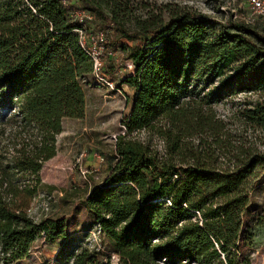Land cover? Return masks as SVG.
I'll return each mask as SVG.
<instances>
[{
  "label": "trees",
  "instance_id": "obj_1",
  "mask_svg": "<svg viewBox=\"0 0 264 264\" xmlns=\"http://www.w3.org/2000/svg\"><path fill=\"white\" fill-rule=\"evenodd\" d=\"M68 1L92 15L83 21L89 34L102 33L105 76L114 81L118 70L106 60L119 48L133 62L134 71L121 76L133 90L126 132L149 129L165 143L160 154L117 137L107 174L82 199L100 231L140 264H253L245 217L264 154L240 145L230 164L219 160L214 145L227 140L212 100L234 83L264 87V29L190 8L166 5L165 19L163 8L145 5L139 13L132 0ZM80 25L63 0H0V117L11 111L14 126L13 138L0 140V263L25 258L42 235L48 243L66 235L65 217L39 221L30 208L64 118L86 113L82 81L94 67L75 31ZM116 30L142 45H121L111 35ZM246 114L264 128V101ZM71 264L100 262L83 248Z\"/></svg>",
  "mask_w": 264,
  "mask_h": 264
},
{
  "label": "rangeland",
  "instance_id": "obj_2",
  "mask_svg": "<svg viewBox=\"0 0 264 264\" xmlns=\"http://www.w3.org/2000/svg\"><path fill=\"white\" fill-rule=\"evenodd\" d=\"M144 13L145 5L151 8H163L164 18L168 17V7H183L201 11L211 18L225 21L228 17L248 22L251 15L248 0H132ZM256 25L264 29L259 20ZM121 45L128 44L138 49L141 40L128 41L119 31L112 34ZM128 53L119 48L106 60L118 70L112 74L115 89L98 82L90 76L82 81L86 96L84 118H64L63 130L57 136V153L47 160L40 172L44 185L33 200L30 213L37 220L47 217H65L66 235L53 243H48L44 236L36 239L29 254L16 262L0 264H71L73 256L83 248L97 254L100 264H119L126 258L130 264H140L132 251H116L110 240L100 231L89 210L82 204L87 189L94 183L102 182L107 174L109 156L115 150L117 137L122 134L150 144L160 154L165 153L163 138L149 129L126 132L123 119L129 115L133 100V90L122 83L121 70L130 63ZM241 80H250L248 77ZM251 82V81H250ZM216 84L206 88L212 91ZM241 83H234L224 91L216 92L212 107L217 117L225 123L227 146L214 145L219 160L230 164L235 147L243 145L264 154V128L259 127L247 116V110L253 109L264 101V87L240 88ZM205 92L202 93L204 95ZM12 112L0 117V140L7 143L12 139L13 124L9 121ZM208 138V137H206ZM211 140V138H208ZM202 138H195L201 141ZM103 157V158H102ZM91 177V180L88 179ZM250 212L245 222L253 233V264H264V167L258 169L254 188L250 192Z\"/></svg>",
  "mask_w": 264,
  "mask_h": 264
},
{
  "label": "built area",
  "instance_id": "obj_3",
  "mask_svg": "<svg viewBox=\"0 0 264 264\" xmlns=\"http://www.w3.org/2000/svg\"><path fill=\"white\" fill-rule=\"evenodd\" d=\"M63 3L68 9H70V15L72 19L81 23L80 26L75 28V31L79 35L80 42L84 50L93 61V76L101 84L115 89L114 81L110 80L102 72V47L98 44V40H102V33H98L97 31H95L89 34L87 31L86 24L83 23V21H85L86 19L91 20L92 15L80 5L73 6L72 2L68 0H63ZM248 5L250 7L251 15L253 16L248 19V23H255L254 20H259L264 25V0H248ZM133 71L134 65L132 60L130 59V63L126 64V67L123 72L122 70L120 71V76H124L125 74L131 73Z\"/></svg>",
  "mask_w": 264,
  "mask_h": 264
}]
</instances>
